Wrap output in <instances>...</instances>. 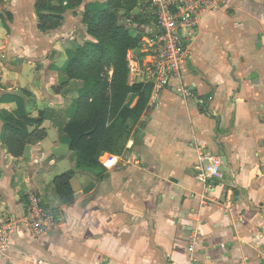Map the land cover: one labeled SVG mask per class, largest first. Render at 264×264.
I'll list each match as a JSON object with an SVG mask.
<instances>
[{"label": "crops", "instance_id": "obj_1", "mask_svg": "<svg viewBox=\"0 0 264 264\" xmlns=\"http://www.w3.org/2000/svg\"><path fill=\"white\" fill-rule=\"evenodd\" d=\"M107 1L68 10L59 29L43 32L37 0H0V227H10L0 264H189L191 257L197 264H262L264 0H225L197 29L182 32L191 56L181 79L156 106L152 93L139 122H129L134 133L125 152L103 154L100 162L110 165L98 173L77 169L65 133L83 88L68 80L67 68L75 49L94 41L85 6ZM142 5L133 14L145 23L129 25L144 41L129 53L140 69L151 60L146 40L158 33ZM130 83L140 78L131 74ZM41 113L47 136L12 157L3 121ZM199 152L222 158L217 168L204 161L213 167L206 187L195 178ZM71 170L75 201L64 205L53 181ZM31 193L58 216L41 237L24 223ZM195 229L201 240L191 253Z\"/></svg>", "mask_w": 264, "mask_h": 264}, {"label": "trees", "instance_id": "obj_2", "mask_svg": "<svg viewBox=\"0 0 264 264\" xmlns=\"http://www.w3.org/2000/svg\"><path fill=\"white\" fill-rule=\"evenodd\" d=\"M87 1L37 0L39 29L56 31L66 11L78 9ZM145 1L152 3L153 0H108L104 6L95 3L85 6L83 22L94 41L77 47L67 68L69 81L83 83L65 129L78 170L103 172L101 156H120L125 152L134 133L129 122L138 123L148 108L153 86L130 83L128 59L131 51L144 46L142 36L132 35L129 25L145 23L141 14H133ZM54 90L59 91L58 88ZM2 124L6 148L16 159L23 157L27 145L47 136L46 131L40 129L42 113L37 119L25 116L22 121H15L7 118ZM29 126L37 128L30 132ZM75 174L76 171L71 170L53 181L55 195L64 205L75 201L71 184Z\"/></svg>", "mask_w": 264, "mask_h": 264}, {"label": "built area", "instance_id": "obj_3", "mask_svg": "<svg viewBox=\"0 0 264 264\" xmlns=\"http://www.w3.org/2000/svg\"><path fill=\"white\" fill-rule=\"evenodd\" d=\"M225 0H153L152 15L158 27V33L146 40L147 50L151 56L144 69L137 68L129 57L131 74L140 78V83L153 86L154 97L151 106L160 102L159 94L166 90L173 80L182 77V65L191 56V50L184 45L181 32L193 31L200 26L201 19L209 12L222 9ZM187 96H190L187 93ZM200 165L196 168L195 178L206 187L211 179L209 171L213 169L205 165L209 160L214 167L222 164L221 156H208L199 152ZM110 162L103 163L108 168ZM218 176L216 173H214ZM24 223L33 237L48 234L58 226V216L47 205L38 193H31L26 198ZM10 227H0V257H6L9 249ZM201 240L199 230L195 229L189 239V251L193 253ZM264 264V248L261 252ZM189 264H197L191 257Z\"/></svg>", "mask_w": 264, "mask_h": 264}, {"label": "rangeland", "instance_id": "obj_4", "mask_svg": "<svg viewBox=\"0 0 264 264\" xmlns=\"http://www.w3.org/2000/svg\"><path fill=\"white\" fill-rule=\"evenodd\" d=\"M143 5L142 6H145L146 8H148V10H149V15H150V20L153 22L154 21V17H153V15H152V3L151 2H147V1H145V2H143L142 3ZM148 15V16H149ZM181 38H182V32H181Z\"/></svg>", "mask_w": 264, "mask_h": 264}]
</instances>
